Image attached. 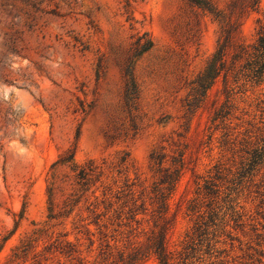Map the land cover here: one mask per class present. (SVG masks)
<instances>
[{
	"label": "rangeland",
	"instance_id": "374dc122",
	"mask_svg": "<svg viewBox=\"0 0 264 264\" xmlns=\"http://www.w3.org/2000/svg\"><path fill=\"white\" fill-rule=\"evenodd\" d=\"M263 26L264 0H0V264H160L180 165L170 264H264V82L233 72Z\"/></svg>",
	"mask_w": 264,
	"mask_h": 264
},
{
	"label": "trees",
	"instance_id": "16d2710c",
	"mask_svg": "<svg viewBox=\"0 0 264 264\" xmlns=\"http://www.w3.org/2000/svg\"><path fill=\"white\" fill-rule=\"evenodd\" d=\"M229 37L227 40H229ZM225 44H227V42L220 46L218 53L210 62L206 72L197 79L195 91L198 95L203 96L209 89L212 79H215L217 75H219V71L223 67L222 60L226 48ZM233 60V72L236 75V79L238 78L237 80L245 79L247 82L255 84L264 82V26L259 32L256 44L251 48L241 46L238 52L233 55ZM241 61L243 64L237 68L238 62ZM193 106V103L188 104L189 111L192 110ZM152 159L156 161V164L162 167L163 161L160 157L153 155ZM263 160L264 146L256 147L250 154L246 166L249 167V169L250 167L253 168L254 166H257L258 162L261 161L262 163ZM182 168L183 165H180V167L175 168L173 171H170L169 169H160V171L163 170V174L152 192L154 195V203L158 205L157 210L154 212V217H156V221H161L163 223L159 236L153 243L160 264H170L173 256L172 252L169 251L166 245V237L169 231V223L167 222L166 214L168 211V198L181 177ZM201 230L202 229L199 226L197 231Z\"/></svg>",
	"mask_w": 264,
	"mask_h": 264
}]
</instances>
